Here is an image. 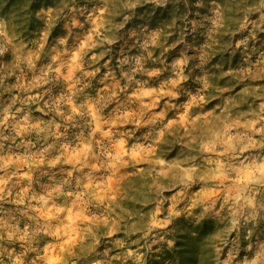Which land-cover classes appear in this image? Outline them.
Wrapping results in <instances>:
<instances>
[{
	"label": "rangeland",
	"instance_id": "1",
	"mask_svg": "<svg viewBox=\"0 0 264 264\" xmlns=\"http://www.w3.org/2000/svg\"><path fill=\"white\" fill-rule=\"evenodd\" d=\"M64 8L0 0V264H264V0Z\"/></svg>",
	"mask_w": 264,
	"mask_h": 264
},
{
	"label": "trees",
	"instance_id": "2",
	"mask_svg": "<svg viewBox=\"0 0 264 264\" xmlns=\"http://www.w3.org/2000/svg\"><path fill=\"white\" fill-rule=\"evenodd\" d=\"M86 0H22V2H24V5L26 7V10L28 12V16L26 18V22L28 23V25L31 27V29L33 30V26L34 23H36L38 20L36 18V14L38 13V11L42 8H47V7H54V8H60L61 10L65 9L64 5H70L74 2L78 3V4H82L84 3ZM204 2H208L211 0H202ZM62 3V6H61ZM208 222V221H207ZM190 237L188 238V240H192V242H197L199 241L202 237H203V233L202 231L199 233H197V236L192 237L193 235H189ZM189 242V241H188ZM198 243V242H197ZM198 252L197 249V244L195 245H189L188 243L184 244L183 249H181L180 253H192L196 256ZM182 260V264H183V258H181Z\"/></svg>",
	"mask_w": 264,
	"mask_h": 264
}]
</instances>
